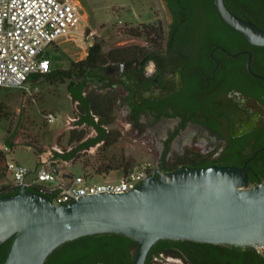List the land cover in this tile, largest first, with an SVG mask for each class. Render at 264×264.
Instances as JSON below:
<instances>
[{
    "label": "flooded vegetation",
    "instance_id": "1",
    "mask_svg": "<svg viewBox=\"0 0 264 264\" xmlns=\"http://www.w3.org/2000/svg\"><path fill=\"white\" fill-rule=\"evenodd\" d=\"M172 2L171 20L160 0L162 18L105 51L104 61L88 70L89 89L116 96L127 121L120 137L132 135L156 157L152 172L236 165L246 168L249 180L263 182L264 43L232 25L219 0ZM223 2L264 29V0ZM68 241L44 264H133L138 250L137 240L114 231ZM195 246L184 245L192 259L187 264H235L231 255L256 264L240 249L225 250L228 257L220 261Z\"/></svg>",
    "mask_w": 264,
    "mask_h": 264
},
{
    "label": "water",
    "instance_id": "2",
    "mask_svg": "<svg viewBox=\"0 0 264 264\" xmlns=\"http://www.w3.org/2000/svg\"><path fill=\"white\" fill-rule=\"evenodd\" d=\"M161 3L171 20L168 1ZM219 3L232 25L252 41L264 43V29L234 14L223 0ZM52 168L59 173L56 163ZM157 171L130 190L87 194L62 203L26 184L1 195L0 244L14 236L4 264H44L62 243L110 231L138 241L133 264H146L161 238L264 246V181L251 184L246 168L182 165Z\"/></svg>",
    "mask_w": 264,
    "mask_h": 264
},
{
    "label": "rangeland",
    "instance_id": "3",
    "mask_svg": "<svg viewBox=\"0 0 264 264\" xmlns=\"http://www.w3.org/2000/svg\"><path fill=\"white\" fill-rule=\"evenodd\" d=\"M89 21L87 34L103 43L104 52L110 46L129 39L133 33L130 28L141 30L163 17L160 0H81ZM159 10V11H157ZM161 11V12H160ZM146 35V33H140ZM80 39V37H78ZM79 40L58 39L48 49L52 60L51 69L68 67L72 60L83 59L89 48L78 43ZM0 108L4 110L0 119V148L7 151L8 159H15L35 171L39 165V154L49 159L55 158L54 151H66L77 145L70 142L72 129L85 128L87 136L96 135V130L88 125L77 124V102L68 91V81L51 83L43 78L30 82L29 89L17 87L0 88ZM116 119L110 127L122 133V123L127 122L121 109L115 108ZM54 115V119L51 118ZM122 121V123H121ZM12 135L13 146L6 144V137ZM132 135H123L115 144L104 147L103 143L80 150L64 162L62 170L74 176L85 174L84 163L89 159H107L114 166L129 163L136 166L142 162L153 163L154 156L146 153ZM93 174L90 181L119 179L124 168L110 173L96 174L92 166L87 168ZM10 174L0 178V186L9 184Z\"/></svg>",
    "mask_w": 264,
    "mask_h": 264
},
{
    "label": "built area",
    "instance_id": "4",
    "mask_svg": "<svg viewBox=\"0 0 264 264\" xmlns=\"http://www.w3.org/2000/svg\"><path fill=\"white\" fill-rule=\"evenodd\" d=\"M83 10L81 0H0V88L29 89L33 74L51 70L48 49L61 37L68 41L79 40V44L90 49L95 43L94 34H87L89 21ZM50 116L54 119L53 114ZM64 162L67 160L49 159L41 153L39 165L33 171L7 158V171L12 175L9 187L34 186L49 194L54 202L62 203L87 194L130 190L153 171L150 163L142 162L125 171L119 179L94 182L90 181L93 175H73L70 176L73 182L68 186L59 181V177L64 178ZM52 163H56L59 173L52 168ZM256 248L264 254V246ZM153 263L187 264L183 257L165 251L155 253Z\"/></svg>",
    "mask_w": 264,
    "mask_h": 264
},
{
    "label": "trees",
    "instance_id": "5",
    "mask_svg": "<svg viewBox=\"0 0 264 264\" xmlns=\"http://www.w3.org/2000/svg\"><path fill=\"white\" fill-rule=\"evenodd\" d=\"M168 2L173 4L172 0H168ZM129 31L133 34L137 33L136 29L133 27L130 28ZM104 59L105 52L103 50V43L100 41H95L83 59L72 60L68 67H56L48 72L35 73L32 75L31 81L41 78L51 83L68 81V91L72 99L77 102L76 123L91 126L97 131L96 135L87 137V130L84 127L81 129H72L69 141H77V145L63 152L55 150V158L61 157L63 159L69 160L73 158L78 153V151L87 149L96 142H102L104 147H109L118 142L120 139L121 131L119 129L110 127V125L113 124L116 119V115L114 113L116 108V96L97 90L92 91L89 89V81L87 76L88 70L92 66L102 63ZM3 113L4 110L0 108V119L3 116ZM6 144L8 146L14 145L12 141V135L6 137ZM90 166L94 168V172L96 174H106L120 168H124V170L127 171L133 167L129 165V163L114 166L105 158L94 161L89 159L83 165L85 174L93 175L87 170V168ZM7 175V151L0 148V178H5ZM69 175L73 176L72 174ZM256 180V178H252L250 183H256ZM29 188L39 191V189L34 186ZM19 189L20 187L10 188L9 184L2 185L0 186V196L5 193L16 192ZM121 234H123L124 238L127 240L133 239L124 233ZM13 239L14 236H11L2 244H0V264H4ZM69 243V241H66L58 247L67 245ZM185 244L204 247L210 252L213 258L220 261H225L228 257L224 253L225 250L232 251L235 249H240L245 254H251L254 263L262 264L264 262V255L258 253L251 245L212 243L191 239L161 238L154 243L152 249H154V254L160 251H165L169 254L181 256L186 260L187 263H191L192 259L185 251ZM154 254L149 252L146 264H154ZM230 257L235 264H241V259L233 257L232 255ZM59 264H64V261H60Z\"/></svg>",
    "mask_w": 264,
    "mask_h": 264
},
{
    "label": "crops",
    "instance_id": "6",
    "mask_svg": "<svg viewBox=\"0 0 264 264\" xmlns=\"http://www.w3.org/2000/svg\"><path fill=\"white\" fill-rule=\"evenodd\" d=\"M67 172H63L64 174V178H61L59 177V181H63L65 182L66 184H68L70 181H71V177L70 176H67L66 174ZM32 177V175H29V178ZM105 179H108V178H105Z\"/></svg>",
    "mask_w": 264,
    "mask_h": 264
}]
</instances>
